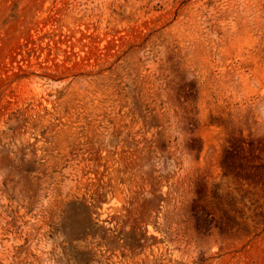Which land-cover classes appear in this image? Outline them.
<instances>
[{"label": "rangeland", "instance_id": "374dc122", "mask_svg": "<svg viewBox=\"0 0 264 264\" xmlns=\"http://www.w3.org/2000/svg\"><path fill=\"white\" fill-rule=\"evenodd\" d=\"M0 264H264V0H0Z\"/></svg>", "mask_w": 264, "mask_h": 264}]
</instances>
